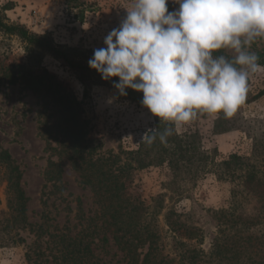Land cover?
<instances>
[{
	"label": "trees",
	"instance_id": "16d2710c",
	"mask_svg": "<svg viewBox=\"0 0 264 264\" xmlns=\"http://www.w3.org/2000/svg\"><path fill=\"white\" fill-rule=\"evenodd\" d=\"M10 9H0V47L5 48L4 58L0 57V87L19 85L38 101V134L48 153L44 188L50 184L55 192H63L62 163L66 160L80 184L91 189L98 207L79 236L50 235L59 262L99 264L95 249L98 244L107 245L110 236L125 264H264V141L255 140L250 157L232 154L216 161L215 154L201 149L196 132L178 134L174 129L167 144L158 138L149 144L144 137L134 150L103 151L101 143L89 137V120L84 116L90 79L94 77L114 89L118 99L141 103L143 94L127 89V96H120L113 87L118 78L106 81L90 69L87 61L93 53L58 45L50 32L37 34L9 22L5 11ZM12 38L23 45L22 55L6 63ZM45 56L77 74L83 87L80 101L44 67ZM258 63L264 64L261 55ZM262 96L264 90L247 97L244 104ZM216 115L214 134L235 128L233 115ZM167 127L173 125L154 117L153 129L163 132ZM53 156L58 161H53ZM0 165L7 204V212L0 210L2 248L22 241L19 231L33 226L27 222L28 198L22 188V171L6 150H0ZM159 167L167 169L169 179L151 204H146L129 192L131 177L134 172ZM207 173L214 174L218 181L232 183L233 189L227 207L212 211L215 231L209 248L204 249V231L195 222L193 211H177L166 201L188 199ZM37 231L43 234L42 224Z\"/></svg>",
	"mask_w": 264,
	"mask_h": 264
},
{
	"label": "rangeland",
	"instance_id": "374dc122",
	"mask_svg": "<svg viewBox=\"0 0 264 264\" xmlns=\"http://www.w3.org/2000/svg\"><path fill=\"white\" fill-rule=\"evenodd\" d=\"M131 3L132 0H0V9L11 6L5 11L8 21L23 25L30 32H50L58 45L93 53L94 49L105 46V36L119 27ZM167 6L169 11L179 7L174 0H169ZM33 12L40 13L42 23L31 22ZM9 49L11 53L6 63L21 58L23 45L17 39L9 41ZM251 50L264 59V40H257ZM4 51L5 48L0 47L1 59ZM90 56L92 58L93 54ZM43 65L79 101L82 99L83 87L74 71L50 56L44 57ZM261 90H264V64L250 74L247 97ZM38 109L35 96L19 85L0 87V150H6L22 171V188L28 198L27 222L33 226L19 231L22 241L0 248V264H61L50 235L63 233L77 237L88 220L97 214L91 189L80 184L77 173L66 160L62 163L63 192H55L50 184L44 188L43 172L48 153L38 134ZM84 111L89 120V137L99 141L103 151L134 150L145 133L154 128V116L141 103L118 99L114 89L97 82L94 77L90 79ZM233 116L235 128L223 134H214L216 114L201 113L190 123L174 129L178 134L196 132L201 149L215 154L216 161L232 154L250 157L255 140L264 141V96L241 105ZM51 159L58 161L57 156ZM3 171L0 165V210L7 212ZM168 179L169 173L164 167L137 171L131 177L128 190L144 203L151 204ZM232 189V183L218 181L214 174L207 173L188 199L166 201V204L180 212L193 211L195 222L205 235L202 248L208 249L215 231L212 211L227 207ZM40 224L43 234L37 231ZM108 238L107 245L99 247L98 244L95 249V260L99 264H125L122 253L110 236Z\"/></svg>",
	"mask_w": 264,
	"mask_h": 264
},
{
	"label": "clouds",
	"instance_id": "9594fccd",
	"mask_svg": "<svg viewBox=\"0 0 264 264\" xmlns=\"http://www.w3.org/2000/svg\"><path fill=\"white\" fill-rule=\"evenodd\" d=\"M168 2L132 0L88 61L103 80L118 78L120 96L142 93V106L173 125L149 129V144H167L174 128L201 113L231 117L246 101L250 74L262 67L251 49L264 40V0H174L172 11Z\"/></svg>",
	"mask_w": 264,
	"mask_h": 264
},
{
	"label": "built area",
	"instance_id": "2783aa9c",
	"mask_svg": "<svg viewBox=\"0 0 264 264\" xmlns=\"http://www.w3.org/2000/svg\"><path fill=\"white\" fill-rule=\"evenodd\" d=\"M42 16L40 15L39 12H33L32 18H31V22L33 24H40L42 23Z\"/></svg>",
	"mask_w": 264,
	"mask_h": 264
}]
</instances>
